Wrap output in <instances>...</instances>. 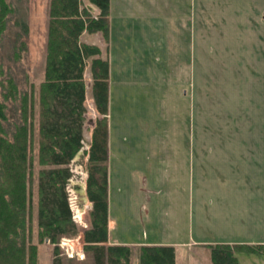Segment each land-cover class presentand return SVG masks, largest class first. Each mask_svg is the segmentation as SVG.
<instances>
[{
    "label": "rangeland",
    "instance_id": "obj_1",
    "mask_svg": "<svg viewBox=\"0 0 264 264\" xmlns=\"http://www.w3.org/2000/svg\"><path fill=\"white\" fill-rule=\"evenodd\" d=\"M9 1L27 23V51L14 65L0 51V65L22 93L29 89L26 78L37 90L44 76L48 0ZM174 6L181 10L172 5L161 12L143 4L147 12L117 25L113 48L109 34L107 42L102 37L101 58L108 61L106 52L110 65V233L124 234V225L133 223L140 236L143 230L160 231L182 242L233 239L264 245V0H182V21L173 9L171 19H163ZM82 40L98 44L86 35ZM84 81L82 153L69 165L66 186L80 232L89 225L91 210L80 191L87 179L84 152L94 119L100 118L88 66ZM31 155L36 173L37 137ZM32 227L37 264H51L53 246L39 242L35 220ZM70 238L77 239L71 246L84 258L74 262L88 261L81 233ZM209 252L207 247L192 251V263L211 264ZM236 254L238 264H264V253ZM131 264H138L136 253Z\"/></svg>",
    "mask_w": 264,
    "mask_h": 264
},
{
    "label": "trees",
    "instance_id": "obj_2",
    "mask_svg": "<svg viewBox=\"0 0 264 264\" xmlns=\"http://www.w3.org/2000/svg\"><path fill=\"white\" fill-rule=\"evenodd\" d=\"M87 2L98 10L96 17L80 0H48L44 76L37 90L26 78L29 89L22 93L0 65V264H37L34 220L39 242L53 246L51 264H131L134 253L138 264H175L172 246H141L134 251L124 245H106L109 63L101 58L99 46L80 42V36L100 33L108 41L110 0ZM27 34L19 8L0 0V51L13 65L27 51ZM87 66L93 108L100 118L93 123L89 149L84 152L85 192L91 210L89 225L80 232L72 219L66 186L72 177L69 165L83 147ZM36 137L40 168L35 173L31 151ZM79 233L89 260L63 259L60 239ZM208 247L212 264H238L239 252L264 253V245L259 244Z\"/></svg>",
    "mask_w": 264,
    "mask_h": 264
},
{
    "label": "crops",
    "instance_id": "obj_3",
    "mask_svg": "<svg viewBox=\"0 0 264 264\" xmlns=\"http://www.w3.org/2000/svg\"><path fill=\"white\" fill-rule=\"evenodd\" d=\"M80 1L84 6H86V7L90 6L94 10V15L98 14V10L94 6L90 5L87 2V0H80ZM165 2H166V4H165ZM160 3L164 4V5H162V7H161V5H158ZM143 4H147L151 7H161V12H162L163 7H167V6L171 7L172 5H181V10H180L181 13L174 6V7L170 8L168 13H167V11H164V13H162L163 14L162 18L165 19V16H167L166 18H170L171 17V11L173 9V11H175V12H177V10H178L177 13L179 14L178 15L180 17L179 19H181V21H182V0H110V4H109V43H110V46L112 48H113L114 41H115L117 25H121V23H123V22H131L134 19H136L140 15V13L147 12L144 9ZM85 35L89 36V37H93V39L95 38V40L97 38L99 47L103 48L104 45L102 42V35L100 33H96V34L83 33L80 36V40L83 43L98 45V44L94 43V41L89 42L88 40H82ZM109 43H108V48H109ZM108 48H107V50H108ZM103 55H105V58L108 59V63H109V58L106 57V55L108 56V54L106 52H104ZM109 74H110V65H109ZM109 79H110V75H109ZM108 84H109V80H108ZM109 91L110 90L108 88V114H107V118H108L107 119L108 120V159H109V147H110ZM95 114H96V112H95ZM171 146L175 147L176 144H171ZM108 159H107V199H108ZM248 175L249 176H245L246 179L251 178L250 174H248ZM132 224H131V226L124 225V231H125L124 234L117 233V234L112 236L110 231L113 229L114 224H113V222H111V220L109 218V213H107L108 235H107L106 245H124V246H128V247L132 248L134 251L136 248L141 247V246H172L174 248V253H175V264H193L192 260L190 258L191 254H192L191 252L194 250H198L199 247H207L209 249L208 246L214 245V244H242V243L256 245L255 242H249L247 240H243V241L233 240V239L219 240L218 242H215V241L209 242L207 240H193V241L189 240L186 242H182L181 238L179 240H171L170 238H172V237L168 236L169 233H163L160 231H154V232L151 231L149 234L146 230H143L142 231L143 234L140 236L139 233L136 234V232H135V234H134V231H133L134 225H132ZM163 230L168 231V229H164V228H163Z\"/></svg>",
    "mask_w": 264,
    "mask_h": 264
},
{
    "label": "built area",
    "instance_id": "obj_4",
    "mask_svg": "<svg viewBox=\"0 0 264 264\" xmlns=\"http://www.w3.org/2000/svg\"><path fill=\"white\" fill-rule=\"evenodd\" d=\"M73 242H78V241L75 238H67V237L61 238L60 241H59V243H58V247L64 250L63 252H61V254L63 256H66L67 258H72V259H77V258H80L81 259L82 258V260H84L83 256H80L72 248L71 244Z\"/></svg>",
    "mask_w": 264,
    "mask_h": 264
},
{
    "label": "water",
    "instance_id": "obj_5",
    "mask_svg": "<svg viewBox=\"0 0 264 264\" xmlns=\"http://www.w3.org/2000/svg\"><path fill=\"white\" fill-rule=\"evenodd\" d=\"M88 9L90 10V11H92V8L90 7V6H88ZM80 153H81V151L80 152H78V154L74 157V160H76L77 158H78V156L80 155ZM81 190H83V193H85V195H86V192H85V186L83 187V186H80V191ZM86 199H87V197H86ZM85 200V199H84ZM46 243H48L47 241H46Z\"/></svg>",
    "mask_w": 264,
    "mask_h": 264
},
{
    "label": "bare ground",
    "instance_id": "obj_6",
    "mask_svg": "<svg viewBox=\"0 0 264 264\" xmlns=\"http://www.w3.org/2000/svg\"><path fill=\"white\" fill-rule=\"evenodd\" d=\"M81 193H83V190H81Z\"/></svg>",
    "mask_w": 264,
    "mask_h": 264
}]
</instances>
